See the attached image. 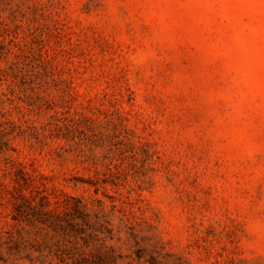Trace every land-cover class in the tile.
<instances>
[{
  "label": "rangeland",
  "instance_id": "rangeland-1",
  "mask_svg": "<svg viewBox=\"0 0 264 264\" xmlns=\"http://www.w3.org/2000/svg\"><path fill=\"white\" fill-rule=\"evenodd\" d=\"M0 264H264V0H0Z\"/></svg>",
  "mask_w": 264,
  "mask_h": 264
}]
</instances>
